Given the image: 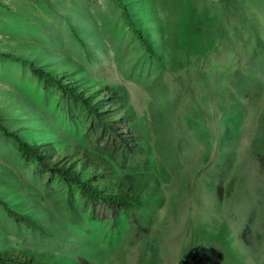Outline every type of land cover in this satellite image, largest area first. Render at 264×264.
<instances>
[{
  "label": "rangeland",
  "instance_id": "obj_1",
  "mask_svg": "<svg viewBox=\"0 0 264 264\" xmlns=\"http://www.w3.org/2000/svg\"><path fill=\"white\" fill-rule=\"evenodd\" d=\"M133 2L142 29L148 30L140 15L147 14L149 32L167 38L178 19H168L166 0ZM211 6L206 11L215 13L217 24L228 20L229 36L223 35L211 53L180 55L184 65L176 70L162 50L168 63L158 68L156 60L142 59L144 49L129 46L132 27L120 0H0V164L23 167L19 172L26 173L20 186L11 179H0V185L54 205L47 192L58 196L64 186L51 181L45 188L47 179L38 182L39 172L24 168L4 131L37 137L48 126L70 142L79 137L68 100H61L56 87L43 88L31 62L83 74L71 75L74 80L90 75L120 85L153 147L148 165L160 179L161 197H150L147 218L143 211L124 213L101 204L84 209L101 235L108 229L109 236L121 232L111 242L91 240L96 250L82 256L94 264H151L155 252L157 264H180L192 252L207 256L206 264H264V0ZM227 7L237 15L226 17ZM165 20L171 25L160 30ZM80 41L91 47L87 58L93 59L83 60L75 51ZM255 142L261 146L259 156L253 152ZM16 229L0 219V231L8 238L0 247L8 253L29 250ZM52 251L41 256V264H80L72 254Z\"/></svg>",
  "mask_w": 264,
  "mask_h": 264
},
{
  "label": "trees",
  "instance_id": "obj_2",
  "mask_svg": "<svg viewBox=\"0 0 264 264\" xmlns=\"http://www.w3.org/2000/svg\"><path fill=\"white\" fill-rule=\"evenodd\" d=\"M133 1L120 0L132 27L128 44L139 51L144 49L142 59L145 61L146 58L149 63H155L156 60L158 68V64L163 66L168 63L163 60L160 50L171 56L172 67L177 70L184 65L180 55L200 50L211 53L217 49L223 35L229 36L225 31L229 29L228 20H218L217 24V19L213 17L215 13L206 11L211 5L224 6L227 0H166L164 12L169 13L168 19L175 18L178 22L164 40L163 32H158L157 36L149 32V25L146 24L151 19L147 14L140 15L148 30L142 29L138 15L134 14ZM197 1L203 2V5H198ZM161 4L160 10L163 12L164 2L161 1ZM231 7L223 9L227 13L226 17L232 15ZM234 14L237 15L235 11L232 16ZM167 23L171 25L169 20H165L159 29H163ZM125 33L128 34L126 31ZM159 33L162 39L159 38ZM99 38L104 39L100 34ZM74 48L83 60L93 51L82 41L75 44ZM90 59L93 57L87 58ZM30 70L44 89L56 87L61 100H68V112L79 137L76 143L70 142L48 126H45L43 132H38L40 135L37 137L29 133L22 137L17 132L4 131L15 142L19 161L23 162L24 168L39 172L38 182L47 179L42 184L48 188L49 182L58 181L65 188L62 187L58 196L47 192L50 200L54 197L56 203L51 205L47 201L48 204L43 205L39 201L36 203V199L29 195L20 193L17 187L0 185V219L16 226L17 236L26 238L29 246V250L15 248L11 253H8L7 247L1 246L0 264H41V256L52 250L72 254L79 259L80 264H94L82 256L96 250L93 249L95 247L91 240L111 242L115 238L119 239L121 232L118 230L115 235L109 236L108 229L107 233L101 235L96 219L90 217L88 212L89 216L85 217L84 209L101 204L114 211L120 209L124 213L131 210L143 211L147 218L146 208L150 206V197H156L154 194L161 197L160 179L150 171L148 165L152 161L153 147L141 134L142 128L138 123L136 110L128 103L127 93L120 85L106 84L105 80L95 79L90 75L84 80L86 83L81 79L74 80V77L83 74L76 75L69 71L70 68L58 70L50 65L39 66L31 62ZM71 75L74 77H70ZM157 114L163 122L166 121L165 112L160 110ZM229 136L227 140L232 141V132ZM259 147L261 146L255 142L253 152L257 156L262 154ZM168 155L169 151L165 150V156ZM13 169L15 171L5 163L0 164V179H11L15 186H20L21 178L26 177V173L19 172H24L23 167L19 171L15 167ZM51 191L54 192L53 189ZM7 239L0 231V243H7ZM157 255L158 252L153 254L151 264H157Z\"/></svg>",
  "mask_w": 264,
  "mask_h": 264
},
{
  "label": "water",
  "instance_id": "obj_3",
  "mask_svg": "<svg viewBox=\"0 0 264 264\" xmlns=\"http://www.w3.org/2000/svg\"><path fill=\"white\" fill-rule=\"evenodd\" d=\"M209 261L210 259L207 256L198 252H192L180 264H206Z\"/></svg>",
  "mask_w": 264,
  "mask_h": 264
},
{
  "label": "crops",
  "instance_id": "obj_4",
  "mask_svg": "<svg viewBox=\"0 0 264 264\" xmlns=\"http://www.w3.org/2000/svg\"><path fill=\"white\" fill-rule=\"evenodd\" d=\"M232 1V0H231ZM235 2H237V1H243L244 3H245V1L246 0H234ZM251 5H253V2L251 3ZM255 7V6H254ZM254 7H252L253 9H252V11H255V9H254ZM233 13H234V11L233 12H231V14L233 15ZM235 15V14H234ZM261 17V16H260ZM260 32H261V30H260Z\"/></svg>",
  "mask_w": 264,
  "mask_h": 264
}]
</instances>
